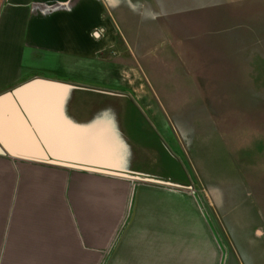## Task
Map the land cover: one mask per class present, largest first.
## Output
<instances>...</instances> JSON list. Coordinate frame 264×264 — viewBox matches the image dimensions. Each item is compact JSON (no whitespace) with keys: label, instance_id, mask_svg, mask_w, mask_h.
Returning a JSON list of instances; mask_svg holds the SVG:
<instances>
[{"label":"crops","instance_id":"obj_1","mask_svg":"<svg viewBox=\"0 0 264 264\" xmlns=\"http://www.w3.org/2000/svg\"><path fill=\"white\" fill-rule=\"evenodd\" d=\"M230 1L0 0V96L38 78L128 97L142 117L123 113L117 120L129 170L165 181L0 156L20 172V195L0 196V264H60L62 253L65 264H93L92 253H106L118 238L131 194L134 217L124 232L130 242L122 245L134 255L131 264L144 252L147 264H220L203 258L211 229L199 195L216 220L228 222L231 255L223 264H264V190L260 200L251 195L172 40L177 27L203 22V12ZM131 93L154 94V105L143 106L150 119ZM67 110L79 123L89 120L73 102ZM181 250L199 260H177Z\"/></svg>","mask_w":264,"mask_h":264},{"label":"rangeland","instance_id":"obj_2","mask_svg":"<svg viewBox=\"0 0 264 264\" xmlns=\"http://www.w3.org/2000/svg\"><path fill=\"white\" fill-rule=\"evenodd\" d=\"M191 2L189 0V4ZM202 17L203 22L199 21L194 26L177 27L172 40L181 48V55L186 59L185 62L181 61L185 68L191 69L199 80L198 84L203 89L199 98H202L204 108L214 120H218L228 137L231 157L245 185L251 195L260 200L264 190V4L260 0H231L227 6L203 12ZM131 95L143 114L150 119L143 106L144 103L154 105L151 98L154 94ZM142 95L144 97L141 99ZM133 112L138 120H142L136 110ZM33 177L35 179L36 174ZM7 181L11 182V192H8ZM19 181V164L0 159V196H19ZM185 194L189 198L193 195L188 190ZM133 201L131 194L118 238L106 253H92L93 264H131L134 255L132 258V253L126 252L122 245L126 241L125 233L131 231ZM198 201L203 203L199 205L211 229L200 246L203 258L208 263L219 260L223 264L231 255L224 233L228 222L216 220L211 205L200 195ZM220 207L223 209L224 206ZM261 227L264 229V225ZM144 248L146 251L147 247ZM146 256L144 252L140 259L135 254L134 264H147ZM199 256L198 253L195 255L189 250L183 253L181 250L176 259L199 260ZM60 261V264H65L66 254H61Z\"/></svg>","mask_w":264,"mask_h":264},{"label":"water","instance_id":"obj_3","mask_svg":"<svg viewBox=\"0 0 264 264\" xmlns=\"http://www.w3.org/2000/svg\"><path fill=\"white\" fill-rule=\"evenodd\" d=\"M72 102L88 121L69 116ZM130 105L120 94L33 79L0 96V156L164 184L129 170L130 149L117 120L134 115Z\"/></svg>","mask_w":264,"mask_h":264}]
</instances>
